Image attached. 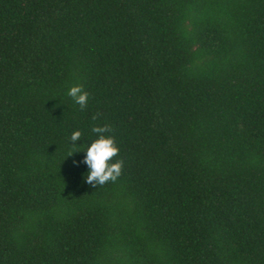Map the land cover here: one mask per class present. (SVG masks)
Instances as JSON below:
<instances>
[{
	"label": "trees",
	"instance_id": "16d2710c",
	"mask_svg": "<svg viewBox=\"0 0 264 264\" xmlns=\"http://www.w3.org/2000/svg\"><path fill=\"white\" fill-rule=\"evenodd\" d=\"M0 264H264V0H0Z\"/></svg>",
	"mask_w": 264,
	"mask_h": 264
},
{
	"label": "clouds",
	"instance_id": "9594fccd",
	"mask_svg": "<svg viewBox=\"0 0 264 264\" xmlns=\"http://www.w3.org/2000/svg\"><path fill=\"white\" fill-rule=\"evenodd\" d=\"M66 95L71 98L72 102L79 105L83 109L89 98V93L81 84H72L66 90ZM92 133L96 134L85 147H83L84 155L81 161H73V163H83L86 165V171L83 173V181L89 185H103L108 181H115L121 174L123 161L121 159H113L120 151L115 137L111 134V127L108 124L94 125L91 128ZM82 136L79 128L71 131L69 141H77ZM74 146L81 143H70ZM75 147L74 150H80ZM70 151L69 154L73 153Z\"/></svg>",
	"mask_w": 264,
	"mask_h": 264
}]
</instances>
